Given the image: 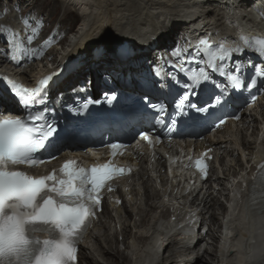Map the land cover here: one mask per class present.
I'll use <instances>...</instances> for the list:
<instances>
[{
	"label": "bare ground",
	"instance_id": "bare-ground-1",
	"mask_svg": "<svg viewBox=\"0 0 264 264\" xmlns=\"http://www.w3.org/2000/svg\"><path fill=\"white\" fill-rule=\"evenodd\" d=\"M9 2L10 0L0 6V17L3 16L0 23L17 24L15 21L18 12ZM60 2L65 8L74 10L81 18V23L74 31L73 38L69 39L70 43L66 45L65 53L55 55V60L57 59L55 71L63 68L61 73H64L70 62L77 63V67L64 73L52 86L53 95L69 90L79 83L90 81L91 86L95 83L97 85L104 75L137 72L136 67L140 63L138 59L143 61L142 65L150 60L156 61L158 53L162 57L168 56L172 47L187 45L208 32L227 40L237 39L238 36L233 31L239 26L244 28V31L242 30L244 33L264 32L262 21L253 13L255 9H259L264 15V0H60ZM27 4L24 3L22 8L28 10L31 3ZM7 9H9L5 14L7 16L4 17L3 10ZM40 27L43 26H38L35 30ZM56 28L64 32L63 27ZM39 33L45 34V37L52 35V31L46 32L43 29H39ZM37 39L41 40L39 37ZM121 45L126 46L129 52L133 51L134 54L126 59L110 54V50H116ZM151 46L154 48H150ZM40 48L44 49V46L41 45ZM99 50L102 51L96 54L95 51ZM47 71L49 69L46 66L38 63H33L26 70L13 67L0 54V72L7 77H18L29 86L34 85L43 72ZM0 104L3 106L12 104L7 93L0 95ZM258 109L264 110L262 100L254 109V114H257ZM253 121L252 115L245 114L234 128L231 129V126L227 125L223 129L224 136H217L211 141L199 144L200 148L203 146L206 149L214 148L224 152L226 157L222 160L226 159L224 167H228L225 176L237 171V162H240L243 149H250L249 153L253 157L257 156L256 146L250 141L253 140L250 133ZM249 153H246V168L251 165ZM158 168L159 165L156 167L157 171ZM148 175L145 172L140 174L139 179L132 180L130 202L125 207L116 208L113 216L109 212L108 216L103 217L98 226V230L102 232L100 233L102 239L98 241L96 237L90 236L84 242L85 248L83 247L81 251L80 264H198L203 260V264L241 262L240 256L234 252H221L213 248L214 243L220 238L219 218L215 212L207 221L204 214L196 227V233L186 237L173 232L169 219L160 221L157 212L161 193L177 195L181 194L184 188L178 186L179 184H172L169 188L165 186L162 192L154 191L146 182L142 183L147 180ZM250 203L246 199L247 210L252 208L254 213L261 211L260 214L257 213L259 214L257 228H261L264 208L262 205ZM217 204L218 200L210 194L204 200V209H216ZM237 210L240 211L239 206ZM159 213L164 218L171 216V213L168 215L169 207L165 205H161ZM191 219L189 216L186 221ZM113 221L116 230L111 232ZM205 226H208L207 230L201 232L200 229ZM234 226L237 239L246 240L244 224L239 216L235 219ZM132 228L137 230L133 231ZM120 235L125 238L124 249L119 248ZM129 237H133V240L127 242ZM206 237L212 242L207 241ZM204 243L206 245L202 249L201 245ZM244 249L249 252L246 241ZM252 253L254 254L253 257H249V264H264V249L260 253L258 249H254Z\"/></svg>",
	"mask_w": 264,
	"mask_h": 264
},
{
	"label": "snow or ice",
	"instance_id": "snow-or-ice-1",
	"mask_svg": "<svg viewBox=\"0 0 264 264\" xmlns=\"http://www.w3.org/2000/svg\"><path fill=\"white\" fill-rule=\"evenodd\" d=\"M28 39L31 41L32 37ZM253 46L264 63V39L256 40ZM201 49L207 58L204 66L198 65V71L178 69L186 81L180 85L183 93L176 104L181 115L185 114V108L194 113L226 109L233 104L231 92L259 90V82L264 81V66L251 64L252 75L247 76L248 61L233 59L247 49L227 48L223 44L213 46L207 39H201L189 60L196 59ZM172 55L188 63L182 59L184 52L179 47L172 50ZM16 58L14 54L12 59ZM225 62L234 67H224ZM62 71L63 68L44 76L33 88L7 80L9 91L26 115L0 118V264H77V242L101 203L102 188L115 175L126 171L114 167L111 162L85 168L77 160H67L51 174L41 176L9 168V165L34 167L45 162L39 158V153L46 148L56 128L54 122L47 120L49 109L43 106L48 99L50 82ZM216 74L225 78L227 86L213 83L212 77ZM209 84L214 90L206 87ZM197 96L200 100L193 103L192 98ZM114 99V95L108 98V103ZM37 106L40 110H34ZM151 107L160 113L165 111L162 105L152 104ZM174 125L175 118H172L169 129ZM123 147L110 145L113 155ZM195 166L206 175L203 160H196ZM40 232L48 236L41 238Z\"/></svg>",
	"mask_w": 264,
	"mask_h": 264
},
{
	"label": "rangeland",
	"instance_id": "rangeland-1",
	"mask_svg": "<svg viewBox=\"0 0 264 264\" xmlns=\"http://www.w3.org/2000/svg\"><path fill=\"white\" fill-rule=\"evenodd\" d=\"M7 1L8 0H0V6H2L1 4L3 3L5 4V2ZM10 2L14 5V8L17 6L18 11H20L21 13L27 11L29 13H36L37 17H40L42 15L41 18H44L46 20L45 22H51L52 25H58L59 27H63L66 33L74 34V31H76V29L79 27V24L81 23V18L74 12V10L65 8V6L61 4L60 0H10ZM24 3H31V5H29L30 7L28 8V10L22 8L24 7ZM43 15L46 17H44ZM50 27L51 26L49 24L47 27L48 29L43 30H46V32L51 31V28H55L57 26H52L51 28ZM208 239L209 237H206L207 241ZM210 261L211 260L209 259V262ZM203 263L204 260L203 262H199L198 264Z\"/></svg>",
	"mask_w": 264,
	"mask_h": 264
}]
</instances>
